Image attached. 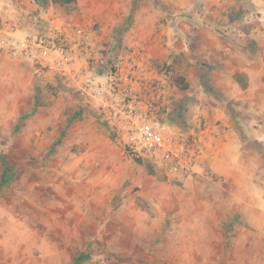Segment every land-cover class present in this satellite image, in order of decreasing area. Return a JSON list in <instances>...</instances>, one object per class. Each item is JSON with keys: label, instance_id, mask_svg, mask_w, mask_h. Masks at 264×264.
Returning a JSON list of instances; mask_svg holds the SVG:
<instances>
[{"label": "clouds", "instance_id": "9594fccd", "mask_svg": "<svg viewBox=\"0 0 264 264\" xmlns=\"http://www.w3.org/2000/svg\"><path fill=\"white\" fill-rule=\"evenodd\" d=\"M130 262L264 264V0H0V264Z\"/></svg>", "mask_w": 264, "mask_h": 264}, {"label": "rangeland", "instance_id": "374dc122", "mask_svg": "<svg viewBox=\"0 0 264 264\" xmlns=\"http://www.w3.org/2000/svg\"><path fill=\"white\" fill-rule=\"evenodd\" d=\"M8 168H9V170H11V168L13 167L12 165H6ZM130 264H131V262H130Z\"/></svg>", "mask_w": 264, "mask_h": 264}]
</instances>
